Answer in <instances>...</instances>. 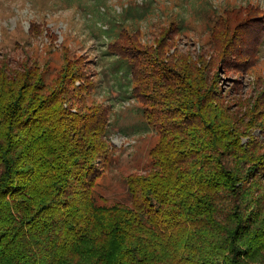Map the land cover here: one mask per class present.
Wrapping results in <instances>:
<instances>
[{"label":"trees","instance_id":"1","mask_svg":"<svg viewBox=\"0 0 264 264\" xmlns=\"http://www.w3.org/2000/svg\"><path fill=\"white\" fill-rule=\"evenodd\" d=\"M212 11L209 59L166 55L183 17L155 45L125 19L101 29L156 137L143 172L125 176L126 202L96 191L115 150L112 107L82 56L62 46L52 78L0 62V264H264V76L247 96L237 79L259 60L264 8Z\"/></svg>","mask_w":264,"mask_h":264},{"label":"rangeland","instance_id":"2","mask_svg":"<svg viewBox=\"0 0 264 264\" xmlns=\"http://www.w3.org/2000/svg\"><path fill=\"white\" fill-rule=\"evenodd\" d=\"M248 3L264 8V0H0V62L13 67L37 62L52 78L62 64V46L70 56H82L87 74L97 80L94 98L112 107L110 140L115 150L96 191L109 204L126 202L125 176L143 172L156 137L154 131L142 127L140 107L129 98L127 69L107 54L101 29L125 19L127 26L138 28L144 44L155 45L164 35L161 32L156 38L157 28L172 18L183 17L184 32L173 38L175 46L166 48L165 53L170 56L178 51L196 59L200 52L208 53L206 17L214 12L212 9L221 11ZM232 74L236 75L230 72L222 76L223 88L229 85ZM258 74L264 76V45L254 70L237 78L243 83L242 96L248 95L249 84ZM231 97L237 95L232 92Z\"/></svg>","mask_w":264,"mask_h":264}]
</instances>
